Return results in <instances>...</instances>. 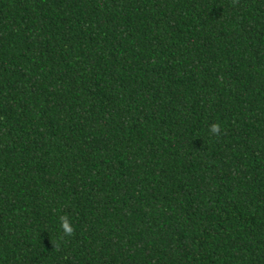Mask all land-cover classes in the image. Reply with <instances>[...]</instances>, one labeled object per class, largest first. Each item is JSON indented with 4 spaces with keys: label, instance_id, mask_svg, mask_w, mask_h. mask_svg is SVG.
I'll return each instance as SVG.
<instances>
[{
    "label": "trees",
    "instance_id": "trees-1",
    "mask_svg": "<svg viewBox=\"0 0 264 264\" xmlns=\"http://www.w3.org/2000/svg\"><path fill=\"white\" fill-rule=\"evenodd\" d=\"M0 264H264V0H0Z\"/></svg>",
    "mask_w": 264,
    "mask_h": 264
},
{
    "label": "clouds",
    "instance_id": "clouds-1",
    "mask_svg": "<svg viewBox=\"0 0 264 264\" xmlns=\"http://www.w3.org/2000/svg\"><path fill=\"white\" fill-rule=\"evenodd\" d=\"M220 128L221 126L219 124H214L211 126V132L219 134ZM62 228L68 235H71V233L73 232V228L66 217L62 221Z\"/></svg>",
    "mask_w": 264,
    "mask_h": 264
}]
</instances>
